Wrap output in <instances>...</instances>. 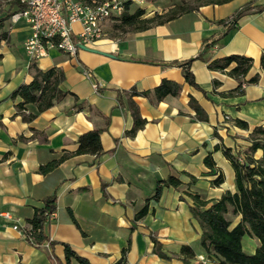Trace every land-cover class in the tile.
I'll list each match as a JSON object with an SVG mask.
<instances>
[{"label":"crops","instance_id":"crops-1","mask_svg":"<svg viewBox=\"0 0 264 264\" xmlns=\"http://www.w3.org/2000/svg\"><path fill=\"white\" fill-rule=\"evenodd\" d=\"M247 4L253 8L226 32L221 21ZM110 21L89 48L114 57L80 48L70 56L50 48L31 63L23 49L31 33L28 23L10 17L5 21L8 39L0 42V209L11 211L20 224H29L44 197L56 192L57 200L56 219L44 223L47 239L37 246L0 219V264H65V245L87 264H185L182 245L192 247L195 256L204 253L201 227L189 211L192 200L186 193L214 201L226 191L234 192V170L223 148L244 155L253 140L264 143V135L252 133L255 127L264 129V0L199 5L167 22L120 36L112 34ZM79 28L74 24L75 31ZM222 33L206 57L252 58L244 78L255 73L259 77L244 84L242 94L220 95L235 88L237 80L209 69L203 60H193L190 70L205 93L185 82L181 68L172 63L195 56L204 39ZM32 64L41 70L56 67L63 78L54 104L41 112L26 104L23 113L35 117L24 121L16 109L21 98L11 93L31 81ZM162 79L178 82L179 94L159 101L151 94H132L152 90ZM213 81L219 85L214 87ZM190 97L206 113V121L197 119ZM135 108L145 124L129 136L125 132L133 125ZM236 119L245 121L247 128ZM91 129H101L104 152L99 157L75 155L46 174L39 171L64 150L73 151L78 135ZM208 154L212 168L204 163ZM261 155V149L253 153L256 159ZM214 172L223 175L218 186L210 182ZM177 173L180 185L164 187L157 200L148 201L146 214L136 219L156 182ZM152 237L167 257L158 255ZM69 264L80 263L71 258Z\"/></svg>","mask_w":264,"mask_h":264},{"label":"trees","instance_id":"trees-1","mask_svg":"<svg viewBox=\"0 0 264 264\" xmlns=\"http://www.w3.org/2000/svg\"><path fill=\"white\" fill-rule=\"evenodd\" d=\"M10 2L8 12L5 16L0 17V42L8 39V32L4 29L5 21L17 10L23 8V3L19 0H8ZM91 1V0H87ZM102 1V0H99ZM198 4L189 6L184 3L171 7L165 13H154L149 18H143L145 13L144 8L138 7L133 12H128L130 1H124L122 13L113 18V21L118 22L119 26H130L133 30H143L149 28L148 24H161L176 18L177 16L186 12L192 11L199 5L208 4H222L230 0H197ZM13 7V9H11ZM253 6L247 4L237 10L235 14L227 18L221 23L225 26V31H229L237 24L238 18L247 10L252 9ZM262 7L254 8V12H260ZM224 33L217 38L210 37L204 39L201 44L199 52L190 58L174 61L172 63L181 68L185 82L195 88L201 89L195 82L194 76L190 70L193 60L200 59L207 63V67L211 70L225 71L229 76L237 80L235 88L227 92H219L223 96H231L235 94H242L243 85L255 83L258 80V73L244 77L249 72L252 66V58L242 54H228L222 57L209 59L206 57L208 50L223 36ZM0 54V58H1ZM260 66L264 69V50L260 56ZM33 77L28 83L19 84L11 93L12 98L19 97L21 101L17 102V113L21 114L24 121H31L34 113H23L26 104H34L38 112L44 111L51 107L55 101V94L57 86L63 78L60 69L50 67L46 70H41L32 64ZM219 85L218 81H213V86ZM181 85L171 79H162L161 82L152 90L148 91H132V94H141L144 96H153L154 100L159 101L167 95L176 96L179 94ZM202 90V89H201ZM204 93L205 91L202 90ZM190 107L195 111L197 119L201 121L207 120V115L197 103V101L190 97ZM73 108H78L76 105ZM134 121L132 127L125 133L133 136L135 132L145 124V119L139 117L136 108L133 110ZM235 123L242 128H247V123L240 119H236ZM101 129L87 130L78 135L76 139V148L73 151L64 150L58 157L54 158L39 166V171L46 174L53 170L64 160L71 156L81 154H94L99 157L104 151L101 147L99 136ZM253 134L261 133L264 135V129L255 127ZM217 146H215V149ZM262 150V155L259 158H254L253 153L257 150ZM224 156L231 163L234 170L235 191H226L219 199L214 201H207L201 199L197 193H186L192 200L189 205V211L193 218H195L200 227V246L204 254L212 262L216 264H264V143L259 140H253L244 155L239 153H232L230 148H223ZM204 163L207 167H214V161L210 154L205 156ZM215 177L211 179V185L218 186L223 182V175L221 172H214ZM193 179V178H192ZM181 181L179 173L168 174L165 178L156 182L153 194L147 198L144 206L140 208L135 218L139 219L147 212V203L150 199L157 200L164 187L177 188ZM57 195L56 192L44 197L42 205L35 207L33 216L29 219L31 225V235L36 243H40L47 239L44 233L45 215L56 208ZM231 210L234 215L239 216V220L234 224L226 218V214ZM254 237L259 244L252 253H247L242 247L243 236ZM155 244V251L161 257H167L164 253L158 250L156 240L152 237ZM181 259L185 264H189V260L195 256V252L189 245H182L180 247ZM75 258L80 264H87L85 258L77 255L68 245H65V259L69 264V260ZM119 261L117 264H120Z\"/></svg>","mask_w":264,"mask_h":264},{"label":"built area","instance_id":"built-area-1","mask_svg":"<svg viewBox=\"0 0 264 264\" xmlns=\"http://www.w3.org/2000/svg\"><path fill=\"white\" fill-rule=\"evenodd\" d=\"M23 8L14 12L10 19H24L31 30L23 41V49L30 63L46 55L47 50L55 48L74 56L81 43L87 47L103 35V25L107 20L119 16L123 11L121 0H19ZM142 2V0H138ZM79 24V30H74ZM0 219L10 223L32 245H39L31 235L30 224H20L13 213L0 209ZM55 210L45 215L44 223L54 222ZM192 264H211L204 254L194 257Z\"/></svg>","mask_w":264,"mask_h":264},{"label":"rangeland","instance_id":"rangeland-1","mask_svg":"<svg viewBox=\"0 0 264 264\" xmlns=\"http://www.w3.org/2000/svg\"><path fill=\"white\" fill-rule=\"evenodd\" d=\"M122 2L128 1V0H121ZM129 8L128 12H133L136 8L141 7L144 8L145 13L142 16L143 18H149L154 13H165L168 11L171 7L180 5L182 3L189 5V6H195L198 4L197 0H142V2H138V0H129ZM10 2L8 0H0V17H3L6 15L9 9ZM172 4H174L172 6ZM13 9V7L11 8ZM113 20V19H110ZM151 25L149 27L154 26L152 23L148 24ZM110 28L112 34L116 36H120L128 31H137L133 30L130 26H119L118 22L110 21ZM139 31V30H138ZM226 218L231 221L232 224H234L239 218L237 215H234L231 210L226 214ZM259 242L254 237H249L247 235L243 236L242 238V247L243 250L247 253H252L254 249L258 246ZM211 264H216V261L213 260Z\"/></svg>","mask_w":264,"mask_h":264},{"label":"water","instance_id":"water-1","mask_svg":"<svg viewBox=\"0 0 264 264\" xmlns=\"http://www.w3.org/2000/svg\"><path fill=\"white\" fill-rule=\"evenodd\" d=\"M78 47L80 49H83V50H88V51H92V52H96V53H100V54H103L105 56H109V57H114V55L112 53H108V52H102V51H98L96 49H92V48H89L81 43L78 44Z\"/></svg>","mask_w":264,"mask_h":264}]
</instances>
